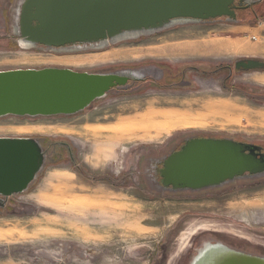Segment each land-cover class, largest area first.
I'll return each instance as SVG.
<instances>
[{
	"label": "rangeland",
	"instance_id": "374dc122",
	"mask_svg": "<svg viewBox=\"0 0 264 264\" xmlns=\"http://www.w3.org/2000/svg\"><path fill=\"white\" fill-rule=\"evenodd\" d=\"M21 2L0 0V71L135 70L143 79L75 115L0 118V137L36 138L46 154L27 190L0 208V264H189L205 242L264 254V176L175 193L143 176L190 136L264 148V60L253 48L264 50V39L234 41L232 54L220 19L99 48H25ZM252 20L264 37L259 12ZM247 59L261 67L236 68Z\"/></svg>",
	"mask_w": 264,
	"mask_h": 264
},
{
	"label": "water",
	"instance_id": "95a60500",
	"mask_svg": "<svg viewBox=\"0 0 264 264\" xmlns=\"http://www.w3.org/2000/svg\"><path fill=\"white\" fill-rule=\"evenodd\" d=\"M257 2L261 0H239L238 6L245 3L249 7ZM232 3L233 0H22L18 45L65 50L67 46L93 48L94 43L99 48L175 25L208 23L221 16L237 24L229 8ZM259 67L253 59L236 62L237 69ZM142 79L135 70L91 73L44 67L0 71V118L75 115L111 90ZM261 149L231 138L187 139L162 160L159 186L174 193L200 192L236 179L263 177ZM45 157L36 138L0 137V208L8 197L27 190L42 170ZM189 264H264V257L221 242H205Z\"/></svg>",
	"mask_w": 264,
	"mask_h": 264
},
{
	"label": "flooded vegetation",
	"instance_id": "af4514ba",
	"mask_svg": "<svg viewBox=\"0 0 264 264\" xmlns=\"http://www.w3.org/2000/svg\"><path fill=\"white\" fill-rule=\"evenodd\" d=\"M238 2H239V0H233L232 5L229 7L231 10L234 11L235 18H236L237 21L248 22L251 19H254V17L258 16L259 5L262 3V0H261V2H259V3L257 2L256 4L251 5L249 7H245L246 6L245 3H242L240 6H238ZM234 7H236V8L234 9ZM226 18H227V16H221V17L216 18V19H211V21L220 20V19H224L225 20ZM224 68L228 69V67H224ZM224 68L222 70H224ZM243 70H241V71H243ZM245 71H248V70H245ZM201 137H206V136L195 135V136H190L187 139H190V138H201ZM236 141H238V140H236ZM184 142L185 141L183 140V142L178 146V148L176 147L170 153H172L173 151L178 150ZM238 142H241V143L246 144V145L260 146L258 144H253V143H249V142H242V141H238ZM63 147L66 148L67 150H70V146L69 145H64ZM261 153H264V148L263 147L261 149ZM254 154L256 155L258 153L257 152H254ZM152 165H150V167ZM161 167H162V163L161 164H157V167H156L157 173H155L154 172V168L152 166L151 168L147 169L148 170V174L143 173V176L146 177L147 179H149V178L156 179L157 181H159L161 183V177H160V174H159V170L161 169ZM154 182H155V180H154ZM243 245L244 244L241 243L240 246L239 245L237 246V248L236 247H232V246H228V247L235 248V249H237L239 251L245 252V249H243V247H242ZM246 252H248V251H246ZM248 253H250V252H248ZM250 254H252V255H258V256H263L264 257V254L263 253L257 252V251H256V253H250ZM183 260H184V258H183Z\"/></svg>",
	"mask_w": 264,
	"mask_h": 264
},
{
	"label": "crops",
	"instance_id": "0c3cea01",
	"mask_svg": "<svg viewBox=\"0 0 264 264\" xmlns=\"http://www.w3.org/2000/svg\"><path fill=\"white\" fill-rule=\"evenodd\" d=\"M259 16L260 18H262V23L264 22V0H262V3L259 5ZM253 22V20L251 19L250 21L243 23V24H232V23H226L224 26L226 28V32L227 34H225L223 36V43H230L231 44V52L232 54H234L236 52V47L234 41H241L243 38H253L256 40L257 36L258 37H262V41L264 39V37L261 35L262 31H258L259 26H251V23ZM257 33V34H256ZM256 34V37H253V35ZM263 42H261L262 44ZM260 44V42H258L257 45H255L253 48H255V50L257 52H259V55H261V57H258L259 59L264 60V50L261 47L262 45ZM263 54V55H262ZM256 55V56H259Z\"/></svg>",
	"mask_w": 264,
	"mask_h": 264
},
{
	"label": "trees",
	"instance_id": "16d2710c",
	"mask_svg": "<svg viewBox=\"0 0 264 264\" xmlns=\"http://www.w3.org/2000/svg\"><path fill=\"white\" fill-rule=\"evenodd\" d=\"M244 23H246V22H244ZM239 24H243V23H239Z\"/></svg>",
	"mask_w": 264,
	"mask_h": 264
}]
</instances>
